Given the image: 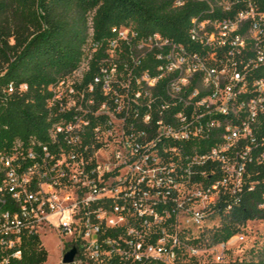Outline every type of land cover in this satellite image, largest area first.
Segmentation results:
<instances>
[{
	"label": "built area",
	"instance_id": "1",
	"mask_svg": "<svg viewBox=\"0 0 264 264\" xmlns=\"http://www.w3.org/2000/svg\"><path fill=\"white\" fill-rule=\"evenodd\" d=\"M170 1L205 4L186 44L131 25L101 40L90 29L77 67L47 88L45 139L0 150V264L21 262L28 236L50 235L62 256L76 249L69 264L259 256L264 219L220 232L264 185L250 179L264 167V11L254 0Z\"/></svg>",
	"mask_w": 264,
	"mask_h": 264
},
{
	"label": "trees",
	"instance_id": "2",
	"mask_svg": "<svg viewBox=\"0 0 264 264\" xmlns=\"http://www.w3.org/2000/svg\"><path fill=\"white\" fill-rule=\"evenodd\" d=\"M254 2L264 11V0ZM204 9L196 1L174 8L170 0H0V150L15 140L45 139L47 88L77 67L90 29L94 40H101L111 27L131 25L140 34L158 32L186 44L191 17ZM10 83L28 89L7 95L4 88ZM263 177L264 167L253 169L250 179ZM262 192L264 185H259L246 195L221 237L235 233V223L264 219L256 207ZM46 259L37 237L28 236L18 264H43ZM236 264H264V244L259 256Z\"/></svg>",
	"mask_w": 264,
	"mask_h": 264
},
{
	"label": "rangeland",
	"instance_id": "3",
	"mask_svg": "<svg viewBox=\"0 0 264 264\" xmlns=\"http://www.w3.org/2000/svg\"><path fill=\"white\" fill-rule=\"evenodd\" d=\"M263 226L261 225L260 227ZM41 241L47 252V259L43 264H61V256L63 251L61 240L57 236L50 235L41 237Z\"/></svg>",
	"mask_w": 264,
	"mask_h": 264
},
{
	"label": "water",
	"instance_id": "4",
	"mask_svg": "<svg viewBox=\"0 0 264 264\" xmlns=\"http://www.w3.org/2000/svg\"><path fill=\"white\" fill-rule=\"evenodd\" d=\"M76 254V249L71 248L69 251L65 252L62 256L61 263L62 264H69L73 261V258Z\"/></svg>",
	"mask_w": 264,
	"mask_h": 264
}]
</instances>
